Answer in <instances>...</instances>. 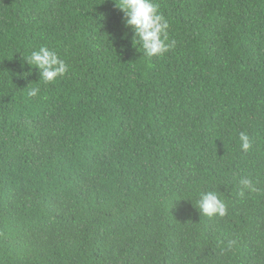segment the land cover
Wrapping results in <instances>:
<instances>
[{"label": "trees", "instance_id": "obj_1", "mask_svg": "<svg viewBox=\"0 0 264 264\" xmlns=\"http://www.w3.org/2000/svg\"><path fill=\"white\" fill-rule=\"evenodd\" d=\"M155 2L148 57L115 0H0V264H264V0Z\"/></svg>", "mask_w": 264, "mask_h": 264}, {"label": "clouds", "instance_id": "obj_2", "mask_svg": "<svg viewBox=\"0 0 264 264\" xmlns=\"http://www.w3.org/2000/svg\"><path fill=\"white\" fill-rule=\"evenodd\" d=\"M115 6L123 13L125 26H131L135 34V42L143 49L146 56L163 55L175 47V40L166 42L168 41L169 22L159 10V5L155 0H115ZM25 60L28 65L35 66L39 70V80L45 84L53 82L57 77H62L68 72L65 60L59 58L55 51L46 46L32 50ZM30 72L31 69L22 75L26 77ZM39 92L40 87L36 86L30 88L27 95L35 97ZM238 141L243 152H247L252 146L251 139L245 131L239 132ZM258 183L259 181L247 175L241 177L239 180L240 195L258 192ZM196 206L199 212L207 217H224L228 212L226 202L214 190L200 192Z\"/></svg>", "mask_w": 264, "mask_h": 264}]
</instances>
